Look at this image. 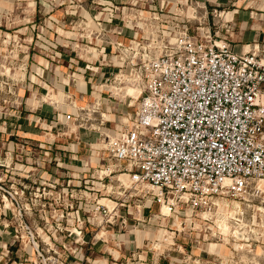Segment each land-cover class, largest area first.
Listing matches in <instances>:
<instances>
[{
  "label": "rangeland",
  "instance_id": "obj_1",
  "mask_svg": "<svg viewBox=\"0 0 264 264\" xmlns=\"http://www.w3.org/2000/svg\"><path fill=\"white\" fill-rule=\"evenodd\" d=\"M177 1L171 9L166 0H123L124 24L133 26L136 11L148 26L133 45L123 41L126 50L96 29L101 17L63 18L117 10L102 2L16 0L0 17V264H264V183L261 191L252 185L203 210L179 203L166 217L152 191L118 181L123 170L106 160L104 133L123 127L137 100L129 99L134 107L119 115L121 122L106 124L109 117L100 109L108 93L100 86L127 95V80L140 63L135 70L126 64L143 53L142 46L153 42L158 49V25L174 20L173 13H205L202 27L229 36L228 5L202 11L190 0ZM160 14L167 17L155 29L151 18ZM93 73L99 74L96 84ZM40 98L55 107V123L43 129L32 116ZM24 120L37 131L20 130ZM77 134L92 144L75 152Z\"/></svg>",
  "mask_w": 264,
  "mask_h": 264
},
{
  "label": "built area",
  "instance_id": "obj_2",
  "mask_svg": "<svg viewBox=\"0 0 264 264\" xmlns=\"http://www.w3.org/2000/svg\"><path fill=\"white\" fill-rule=\"evenodd\" d=\"M172 15L158 25V49L142 46L126 64L140 63L130 77L140 93L104 150L158 205L196 211L264 180V44L253 40L235 52L229 36L202 27L205 13ZM165 17L152 16L155 29Z\"/></svg>",
  "mask_w": 264,
  "mask_h": 264
},
{
  "label": "crops",
  "instance_id": "obj_3",
  "mask_svg": "<svg viewBox=\"0 0 264 264\" xmlns=\"http://www.w3.org/2000/svg\"><path fill=\"white\" fill-rule=\"evenodd\" d=\"M45 1V0H43ZM94 2L97 1V3L102 2L105 5H107V8L110 10L111 7H114L115 12L111 14L105 13L104 15L98 12L96 15L91 13H86V15H83L82 13H74L69 12L63 15V18L66 19L67 22H74L76 23L79 17L82 18H89L93 22L94 20H98L101 17V21H97L95 23V27L97 30H103L106 34L110 33V35H107L108 38L111 40L117 39L121 40L118 42H123L125 40H130L134 38V36H140L142 33H145L143 30V25L145 22H141L138 20L139 15H137L136 11L131 13L132 20L134 21L133 26H129L127 24H124V18L125 15L123 12H120L119 9L122 7L121 4L123 3V0H93ZM168 2L167 5L170 3L173 4L170 6L174 7V3L178 2L177 0H166ZM180 1V0H179ZM190 2H194L195 4H198L201 7V10L207 11L208 7H212V10H216L217 8H220L221 6L228 5V10L225 12V23H227L228 27V34H229V40L231 42V46L235 52H240L242 45L250 44L253 42V40H257L260 42V44H264V0H190ZM208 6V7H207ZM106 9V8H105ZM221 10V9H220ZM119 11V12H118ZM221 12H223L221 10ZM230 14V16H228ZM103 15V16H102ZM109 15L110 17H108ZM136 15V16H135ZM105 16V17H104ZM50 17L55 18L54 14H51ZM104 17V18H103ZM146 19L144 18V21ZM142 25V29H141ZM74 26H71L73 28ZM70 32V31H68ZM105 35V34H104ZM106 47L102 48V50L108 49L107 44H105ZM237 46L239 47L238 51H236ZM74 63L79 64V61L74 60ZM83 64V63H82ZM86 69L83 70V73L87 72V69H90L89 64H83ZM87 74H90L87 72ZM93 73V77L91 78V81H94L96 84V81L98 80L99 74ZM95 77V78H94ZM84 74L81 76L79 75L78 80L84 81ZM116 79V78H115ZM77 80V81H78ZM107 80V79H106ZM116 81V80H115ZM114 81V82H115ZM77 85V84H76ZM105 85V87H104ZM78 86V85H77ZM110 85L107 83L102 84L100 88H105L107 91L106 95V102L105 108L101 107L100 113L102 115H107L105 119V123L109 125H112V123H115L116 120H119V115L131 110L132 106L134 105L132 101H130V105H128L129 99H132L131 96L125 95L123 93V90H112L109 88ZM91 87H94L97 90L99 86L91 85ZM79 88V86H78ZM102 90L99 91L101 93ZM95 96H99L98 93H96ZM108 102H112L113 104L110 105ZM33 119H36L35 121H39V129H43V126H48L49 124H54L55 122L52 121V119L55 118V107L53 106V102H45L43 101V98L39 99V107L33 109ZM19 125L20 130L23 132H26V134H33V131H37V128H33L35 126L34 123L29 122L27 124L25 122ZM104 123V124H105ZM36 127V126H35ZM101 130H107L106 127H102ZM110 132V131H109ZM112 133V132H111ZM76 142L74 145V151H78L79 146L83 144L84 146H89L92 144V140H85V136L83 134H80L76 136Z\"/></svg>",
  "mask_w": 264,
  "mask_h": 264
},
{
  "label": "bare ground",
  "instance_id": "obj_4",
  "mask_svg": "<svg viewBox=\"0 0 264 264\" xmlns=\"http://www.w3.org/2000/svg\"><path fill=\"white\" fill-rule=\"evenodd\" d=\"M127 81H130V84L131 85H129L128 84V89H127V95L128 96H131V98L132 99H136L137 97H138V95H139V93H140V88L138 87V86H136L135 84H134V82L132 81V79H130V80H127ZM126 81V82H127ZM123 85V84H122ZM126 87V86H125ZM105 135H106V138L107 139H110V138H112V134H106V133H104ZM122 175H119L120 177H118V181H121V182H126V183H128V185L130 186V187H132L131 186V184H130V182H129V180H128V177H127V173L126 172H120ZM126 180V181H125ZM263 183H264V180H261L260 182H259V189L262 187V185H263ZM262 189H260V191H261ZM106 202H109L108 200H105ZM110 203V202H109ZM207 212H202V215H204V214H206ZM159 214H161L162 216H166V217H168L169 215H170V213H169V211H168V207H167V205H160L159 206Z\"/></svg>",
  "mask_w": 264,
  "mask_h": 264
},
{
  "label": "clouds",
  "instance_id": "obj_5",
  "mask_svg": "<svg viewBox=\"0 0 264 264\" xmlns=\"http://www.w3.org/2000/svg\"><path fill=\"white\" fill-rule=\"evenodd\" d=\"M15 2L16 0H0V17L10 14Z\"/></svg>",
  "mask_w": 264,
  "mask_h": 264
}]
</instances>
